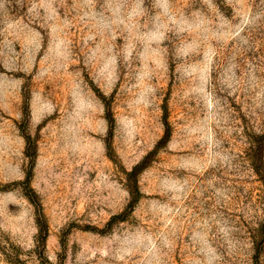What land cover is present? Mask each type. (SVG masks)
<instances>
[{
  "label": "rangeland",
  "instance_id": "374dc122",
  "mask_svg": "<svg viewBox=\"0 0 264 264\" xmlns=\"http://www.w3.org/2000/svg\"><path fill=\"white\" fill-rule=\"evenodd\" d=\"M0 264H264V0H0Z\"/></svg>",
  "mask_w": 264,
  "mask_h": 264
},
{
  "label": "trees",
  "instance_id": "16d2710c",
  "mask_svg": "<svg viewBox=\"0 0 264 264\" xmlns=\"http://www.w3.org/2000/svg\"><path fill=\"white\" fill-rule=\"evenodd\" d=\"M136 173H137V170L135 172H133V175L136 176ZM133 192L136 193L137 195L140 194L136 177H135V181H134V191L132 190V193Z\"/></svg>",
  "mask_w": 264,
  "mask_h": 264
}]
</instances>
